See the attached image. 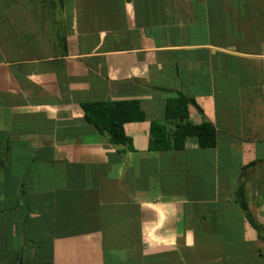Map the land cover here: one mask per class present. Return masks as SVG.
<instances>
[{
	"label": "crops",
	"instance_id": "1",
	"mask_svg": "<svg viewBox=\"0 0 264 264\" xmlns=\"http://www.w3.org/2000/svg\"><path fill=\"white\" fill-rule=\"evenodd\" d=\"M183 96L213 148L149 151ZM137 100L116 146L81 105ZM264 0H0V264H264Z\"/></svg>",
	"mask_w": 264,
	"mask_h": 264
},
{
	"label": "trees",
	"instance_id": "2",
	"mask_svg": "<svg viewBox=\"0 0 264 264\" xmlns=\"http://www.w3.org/2000/svg\"><path fill=\"white\" fill-rule=\"evenodd\" d=\"M192 99L178 96L167 100L164 122H152L149 127V151L181 150L186 137H195L200 148H213L216 144L215 128L208 122L193 124L188 115V106ZM84 119L94 126L98 133L105 135L112 145H131V140L124 132V125L144 121V113L137 100L94 102L81 105ZM242 210L248 223L264 242V230L248 213L240 198Z\"/></svg>",
	"mask_w": 264,
	"mask_h": 264
}]
</instances>
